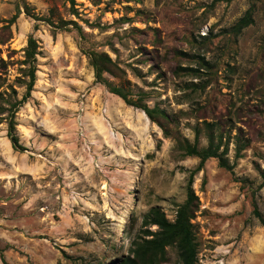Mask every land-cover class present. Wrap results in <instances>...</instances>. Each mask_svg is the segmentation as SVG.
I'll return each instance as SVG.
<instances>
[{"label":"rangeland","instance_id":"374dc122","mask_svg":"<svg viewBox=\"0 0 264 264\" xmlns=\"http://www.w3.org/2000/svg\"><path fill=\"white\" fill-rule=\"evenodd\" d=\"M210 137L233 170L194 177L197 264H264V0H0V264H120L151 211L174 222L200 162L184 148Z\"/></svg>","mask_w":264,"mask_h":264},{"label":"trees","instance_id":"16d2710c","mask_svg":"<svg viewBox=\"0 0 264 264\" xmlns=\"http://www.w3.org/2000/svg\"><path fill=\"white\" fill-rule=\"evenodd\" d=\"M254 7L250 8L243 18H241L235 26L231 29V33L235 37H239L242 32L254 24ZM38 45L34 38H30L28 41L27 47V56L32 63L36 62ZM92 66L95 72V78L99 83H105L104 73L110 72V65L112 62L107 56H95L92 55ZM203 67L210 70V64L203 60ZM191 73H198L197 69L184 70ZM30 82L27 86L26 96L23 98V102L27 101L31 95L33 87L36 82V68L33 66L29 73ZM109 86L111 93L119 96L126 104L129 106H137L142 108L146 115L152 120L159 124L162 129H165L162 123L157 120L158 118H163L164 113H157L156 110H150L146 107L143 108L141 105H137L136 102L129 99L128 94H125L121 88ZM15 114H12L14 117ZM14 119V118H13ZM15 124L13 121L9 124L8 137L12 144V148L15 151H23L24 148L19 144L18 138L14 134ZM165 134L168 135V131L165 129ZM180 143V142H179ZM220 147L216 146L214 139L209 138V146L206 150L200 151L197 144L193 146H186L184 148L185 155L188 157H197L200 159V162L197 168L191 172L188 186H187V199L184 204L178 206L176 217L174 222H170L159 209L151 211V213L146 217L144 225L145 227L155 226L157 230L152 232L151 230L146 229L144 231L145 237L142 238V241L137 244L135 250L132 252V256L124 258L120 264H161L166 257V252L169 247H174L177 250L179 260L181 264H197V245L196 238L194 233V224L192 221L195 217V212L197 210L196 203L198 201L195 193L192 189L194 182V177L199 173L206 162L211 159H217L221 168H224L228 171L233 170V166H230L227 161L223 158V154H219ZM264 185V184H263ZM260 186L259 189H261ZM255 215L258 217L259 213L257 209H254Z\"/></svg>","mask_w":264,"mask_h":264}]
</instances>
